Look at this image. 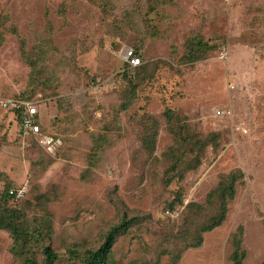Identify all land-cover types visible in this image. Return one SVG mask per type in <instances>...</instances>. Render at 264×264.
Instances as JSON below:
<instances>
[{
	"label": "rangeland",
	"instance_id": "obj_1",
	"mask_svg": "<svg viewBox=\"0 0 264 264\" xmlns=\"http://www.w3.org/2000/svg\"><path fill=\"white\" fill-rule=\"evenodd\" d=\"M24 96L61 140L48 153L0 109V194L27 184L9 205L45 224L37 261L50 244L80 264L137 216L108 263L172 264L181 219L165 207L203 204L236 169L225 220L176 264H231L239 228L243 264H264V0H0V98ZM12 246L0 229V264H20Z\"/></svg>",
	"mask_w": 264,
	"mask_h": 264
},
{
	"label": "trees",
	"instance_id": "obj_2",
	"mask_svg": "<svg viewBox=\"0 0 264 264\" xmlns=\"http://www.w3.org/2000/svg\"><path fill=\"white\" fill-rule=\"evenodd\" d=\"M197 44L201 43L197 42ZM137 66L131 67L128 64V67L131 69L136 68ZM18 98L28 100V97L26 96ZM10 112L16 119L19 130V113ZM36 119L40 125L41 132H43L40 123V116L37 115ZM146 142L148 143V141ZM150 142L151 141H149V143ZM197 143L201 146V141H197ZM241 175L242 172L236 169L222 175L216 186L207 193L203 204L190 200H187L185 203V199L180 196L177 197V203H170L165 207L163 212L166 217L172 220L181 219L177 233L179 234L178 237L183 242L184 246L174 253L176 256L172 259V264H176V259H178L181 252L187 248L198 247L202 242L203 233L219 226L225 220L227 205L235 195V183ZM170 180L171 177H168L166 182H169ZM8 189L0 194V229H4L10 233L13 239V254L16 256L21 255L22 260L20 264H56L59 256L50 244H43L40 246V253L42 256L41 262L37 261L34 256L29 255L34 243L37 242V238L41 236L42 232L44 233L45 224H40L38 227L31 228L28 224L27 218L25 217L26 215L19 210L20 208H17V205H9V202L18 203L24 198L15 200L14 197L8 193ZM211 208H215V211L208 215L204 221H199L201 214L207 213ZM166 211H175L176 215L171 216L169 213H166ZM137 220H139L137 216L129 218L123 216L118 224L113 225L108 229L102 242L97 248L88 249L84 252V256L81 259L80 264H109V254L116 238L125 233L126 230ZM241 234L242 231L239 228L238 232L233 235L232 251L230 254L231 264H243L245 249L241 246Z\"/></svg>",
	"mask_w": 264,
	"mask_h": 264
},
{
	"label": "built area",
	"instance_id": "obj_3",
	"mask_svg": "<svg viewBox=\"0 0 264 264\" xmlns=\"http://www.w3.org/2000/svg\"><path fill=\"white\" fill-rule=\"evenodd\" d=\"M124 58L129 66L135 67L140 64L139 58L134 55L132 49H124ZM0 109L19 113V135L22 139L35 138L48 153H54L60 146L61 140L46 132H41L40 125L37 122L38 107L37 103L24 98L4 97L0 98ZM217 115H224V110H216ZM27 184L24 183L18 187L8 189V193L14 199L24 198L27 191ZM186 203L187 200L185 199ZM171 216H175L176 212H168Z\"/></svg>",
	"mask_w": 264,
	"mask_h": 264
}]
</instances>
